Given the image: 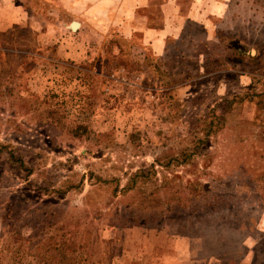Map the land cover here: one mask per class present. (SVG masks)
Returning a JSON list of instances; mask_svg holds the SVG:
<instances>
[{"label":"rangeland","instance_id":"obj_1","mask_svg":"<svg viewBox=\"0 0 264 264\" xmlns=\"http://www.w3.org/2000/svg\"><path fill=\"white\" fill-rule=\"evenodd\" d=\"M174 2L0 0V264H264V0Z\"/></svg>","mask_w":264,"mask_h":264},{"label":"crops","instance_id":"obj_2","mask_svg":"<svg viewBox=\"0 0 264 264\" xmlns=\"http://www.w3.org/2000/svg\"><path fill=\"white\" fill-rule=\"evenodd\" d=\"M106 7L112 6V19L121 12L129 18L134 8H142L144 25L141 30L142 44L150 48L152 54L163 52L167 38H175V30L180 29L184 20L177 15L174 0H97ZM125 5V9H121ZM102 12V11H101ZM81 23H78V27ZM133 29V28H132ZM180 31V30H179ZM190 264V260H188Z\"/></svg>","mask_w":264,"mask_h":264},{"label":"trees","instance_id":"obj_3","mask_svg":"<svg viewBox=\"0 0 264 264\" xmlns=\"http://www.w3.org/2000/svg\"><path fill=\"white\" fill-rule=\"evenodd\" d=\"M80 128V127H79ZM21 166H22V164H21ZM135 174H133V176L135 177V176H138L139 175V172H134ZM28 174V171H26V175ZM132 182H134L135 180H134V178L131 180ZM143 182V181H142ZM114 188V190L112 189V193H115V191L117 190V184L113 187ZM123 188H126L125 186L123 187ZM122 188V189H123ZM116 189V190H115ZM196 189H198V190H201L200 189V187L197 185L196 186ZM207 204H205V207H207L206 206ZM206 209V208H205ZM3 228H4V219L1 217V215H0V235H2L3 234ZM31 247V246H30Z\"/></svg>","mask_w":264,"mask_h":264},{"label":"water","instance_id":"obj_4","mask_svg":"<svg viewBox=\"0 0 264 264\" xmlns=\"http://www.w3.org/2000/svg\"><path fill=\"white\" fill-rule=\"evenodd\" d=\"M77 23V25L72 29V28H70L69 27V25H71L72 23ZM69 25H68V27H69V29H71V30H75L77 27H78V22L77 21H71L70 23H69Z\"/></svg>","mask_w":264,"mask_h":264},{"label":"bare ground","instance_id":"obj_5","mask_svg":"<svg viewBox=\"0 0 264 264\" xmlns=\"http://www.w3.org/2000/svg\"><path fill=\"white\" fill-rule=\"evenodd\" d=\"M76 25H77V23L75 22V23H72L71 25H69V27L73 29Z\"/></svg>","mask_w":264,"mask_h":264}]
</instances>
